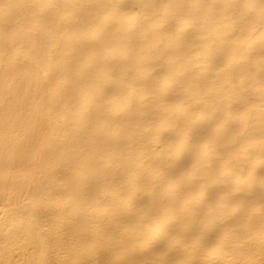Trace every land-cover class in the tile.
Masks as SVG:
<instances>
[{
    "label": "bare ground",
    "instance_id": "bare-ground-1",
    "mask_svg": "<svg viewBox=\"0 0 264 264\" xmlns=\"http://www.w3.org/2000/svg\"><path fill=\"white\" fill-rule=\"evenodd\" d=\"M0 264H264V0H0Z\"/></svg>",
    "mask_w": 264,
    "mask_h": 264
}]
</instances>
